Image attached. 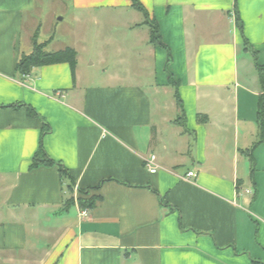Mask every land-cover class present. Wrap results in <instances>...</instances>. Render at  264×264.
I'll return each instance as SVG.
<instances>
[{
	"label": "crops",
	"instance_id": "0c3cea01",
	"mask_svg": "<svg viewBox=\"0 0 264 264\" xmlns=\"http://www.w3.org/2000/svg\"><path fill=\"white\" fill-rule=\"evenodd\" d=\"M138 1L148 78L80 87L66 62L17 70L42 0H0V264H264V0ZM40 145L69 177L30 167Z\"/></svg>",
	"mask_w": 264,
	"mask_h": 264
},
{
	"label": "rangeland",
	"instance_id": "374dc122",
	"mask_svg": "<svg viewBox=\"0 0 264 264\" xmlns=\"http://www.w3.org/2000/svg\"><path fill=\"white\" fill-rule=\"evenodd\" d=\"M29 15V29L34 35L25 41L24 49L29 54L35 42L45 44L44 52L73 48L80 87L86 81L103 84L107 80L128 81L134 76L148 78L142 62L147 60L145 45L150 27L142 23L146 18L141 12L82 9L74 7L72 0H42ZM163 98L173 99L170 94Z\"/></svg>",
	"mask_w": 264,
	"mask_h": 264
},
{
	"label": "trees",
	"instance_id": "16d2710c",
	"mask_svg": "<svg viewBox=\"0 0 264 264\" xmlns=\"http://www.w3.org/2000/svg\"><path fill=\"white\" fill-rule=\"evenodd\" d=\"M132 1V7L142 13L144 12V8L142 7L141 3L138 0H131ZM145 24H147L150 27V36H151V41L153 43L162 45L160 41V37L158 35L157 31V24L155 22H152L148 20L147 18L144 21ZM239 27H241V24L239 23ZM45 44L41 43L38 44L35 42L33 50L29 54H23L19 58L17 62V70L21 74H27L30 68L35 67V66H43V65H50V64H56V63H62L66 62L69 65L70 69V74L72 79L74 80L75 76V60H76V52L73 48L67 47L65 49H61L58 51L54 52H44L43 51V46ZM255 68L258 74V80L261 86L262 93L259 96L258 99V110H257V122H258V133H259V138L258 142L264 141V127H263V117H264V66L260 65L258 63H255ZM172 85H175V82L173 80H170ZM175 99H176V105L177 107L181 110V100L178 97L177 94H175ZM25 106V109L27 111V114L32 117H39L38 113L35 111L34 108H32L29 105L22 104ZM11 107L14 106H19V105H10ZM1 107V106H0ZM176 121L181 123L183 122V116H178L176 118ZM47 127V128H46ZM49 131L48 125L45 124V127L42 129V134L45 132ZM250 151V150H249ZM40 165L44 166H56L57 170L60 174L61 177L67 178L70 176L68 170L63 167L60 163L53 161L48 157L42 146L40 145L38 150L36 151L35 155L33 156L32 163L30 167L34 168ZM80 193H85L84 191H80ZM67 202H72L73 199L70 197L66 200ZM76 201L79 205L80 208H85V207H91L94 198L89 197V198H82L81 196H76Z\"/></svg>",
	"mask_w": 264,
	"mask_h": 264
},
{
	"label": "built area",
	"instance_id": "2783aa9c",
	"mask_svg": "<svg viewBox=\"0 0 264 264\" xmlns=\"http://www.w3.org/2000/svg\"><path fill=\"white\" fill-rule=\"evenodd\" d=\"M155 159H156L155 155L151 154V155H150L148 158H146L145 161H144L145 164H146V166L148 167L150 173H154V172L156 171L155 166H154V161H155ZM185 176H186L187 178H190V177L195 176V173L192 172V171H189V172L186 173ZM244 192H245V193H251V190H249V189H244Z\"/></svg>",
	"mask_w": 264,
	"mask_h": 264
}]
</instances>
